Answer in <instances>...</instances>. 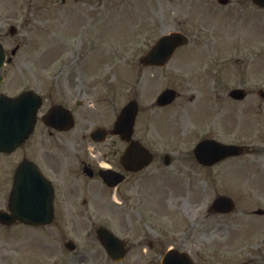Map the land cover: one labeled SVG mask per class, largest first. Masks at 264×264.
Wrapping results in <instances>:
<instances>
[{
    "label": "rangeland",
    "instance_id": "rangeland-1",
    "mask_svg": "<svg viewBox=\"0 0 264 264\" xmlns=\"http://www.w3.org/2000/svg\"><path fill=\"white\" fill-rule=\"evenodd\" d=\"M175 3L172 15V8L164 0H0V22L4 17L28 18L19 36L27 41L16 57L17 64L9 69L5 88L17 92L40 86L42 94L47 95L50 89L70 86L68 83L83 85L87 94L81 97L84 104L80 111L84 114L82 128L87 131L97 125L112 126L121 108L138 98V135L148 144L153 142L158 152L171 153L174 158L172 168L162 172L171 175L173 186L176 180L199 187L195 205L191 197L188 208H196L202 201L208 204L223 193L235 200L236 211L204 218L203 205L199 213L191 215L199 220L192 222L182 208L184 199L191 196L186 189L179 195L173 187L178 195L173 203V196L165 199L167 191L163 190V197L153 194V199L145 191L144 197L147 194L149 199L144 206L165 212L163 226H169V236L165 237L157 219L147 227L138 219L137 213L145 212L143 206L139 211L133 203L112 197L101 184L81 176V194L73 199L76 211L81 212L79 224L67 223L59 232L58 227L65 226L63 212L59 211L56 225L47 227L51 232L49 245L16 231L23 226L7 228L0 224V264H161L155 252L139 254L136 249L124 261L113 263L95 237L94 230L100 224L130 239L132 229L134 242L142 241L143 231L150 227L163 238L164 246L159 248L174 245L191 251L197 264H264V216L252 215L257 209L264 210V104L263 111L253 110L255 93L237 103L228 98L227 92L242 82L255 91L264 87V64L257 65L261 59L253 60L246 74L237 71V64L233 66L235 75L227 74V82L219 77L214 83V76H207V72L213 75L214 66L230 52L235 60L248 57L245 43L252 51L259 49L264 57V10H258L250 0H231L228 6L216 0ZM29 18L33 19L31 24ZM256 26L260 28L257 41L252 36ZM173 30L187 33L190 44L177 51L164 68L141 67L139 57L159 36ZM94 40L96 47L92 48ZM166 87L176 88L180 97L169 107H153L156 96ZM204 136L224 142L237 139L257 150L208 170L192 168L193 148ZM108 146L112 147L105 144L98 148L107 152ZM122 147L117 145L118 153ZM16 161L0 159V209L6 208L5 185ZM73 185L72 190L75 181ZM175 216L181 219L178 224ZM202 228L207 232H201ZM67 238L78 244L77 252L63 248ZM30 245L38 248L36 255L28 252Z\"/></svg>",
    "mask_w": 264,
    "mask_h": 264
},
{
    "label": "flooded vegetation",
    "instance_id": "flooded-vegetation-1",
    "mask_svg": "<svg viewBox=\"0 0 264 264\" xmlns=\"http://www.w3.org/2000/svg\"><path fill=\"white\" fill-rule=\"evenodd\" d=\"M16 35L17 30L15 31L14 36L5 35L2 36V39L5 47L10 48V51H16L17 55L19 49L22 46H25V42L23 38H18L19 35ZM11 45H16V48L14 49L13 47H10ZM7 58L8 61L6 66L9 67L11 64L15 63L13 59L10 60V57L7 56ZM3 74L7 79L9 76L8 70L6 69ZM3 84L1 85L0 90L2 92H6V90L3 88ZM80 88L81 87L70 86L66 87L65 89H50L49 97L46 98L49 104L48 110L53 106L60 105V107H63L65 110H70L74 116L76 107L79 105L77 95L84 93L83 88ZM66 113L68 112L66 111ZM42 116L43 114L41 113L36 130L32 135L36 136L35 141L31 142L30 140L27 144L17 149L13 153H0V159L16 158V167L21 163V161L25 159H30L31 161L33 160L38 164L39 168L44 172V174L51 180L55 193V212H58V210L63 212V223L65 226L63 227V225H60L58 227L59 232L64 231L67 223H70L71 225L75 223L78 225L80 222V220L78 221V218L80 217L81 212L76 211V206L73 204V199L77 198L76 195L79 196L81 194L82 184L81 182L76 183L74 190H72L73 184H71V177L74 178V168L77 169V166L79 169L83 170L84 165H87L91 174H93V177L89 180L98 183L102 181L101 177L98 175V172L100 167H105V163L108 164L106 168L124 173L125 179L116 187V193L124 196L126 204L133 203L135 205L137 202L145 200L142 205H146V201L149 199V196L146 194V197H144L145 191H148L151 194L150 199L154 198L152 196L153 194L155 196L162 195L161 197H163V190L167 191L168 193L166 194L165 199L167 198L169 201L170 196H173L172 203L174 202L175 196H178L176 193H174L173 187H176L171 183V175L162 172L164 169L163 164L166 165L167 162L174 161V158L156 157L155 162L149 167L145 168V170L150 169V171L144 173L145 175L142 176V173L140 172L125 171L123 167L115 161V155L117 151H114L113 149L117 145V141H113L114 145L112 146V150L109 151V153L105 155L100 154L97 156V158L85 161L83 159V147L86 144L85 142L88 143L87 140L89 139L85 134L82 133V125L80 124L81 120L77 124V118L74 116L75 125L72 128H67L64 124H61L58 128H55L51 125L45 124L42 121ZM15 165L13 163L11 168L15 167ZM171 166L172 165L167 166V168H172ZM191 166L192 168H195L194 165ZM186 174L188 176V173ZM12 176L13 174L10 173V177L7 179L5 188L11 185V181L13 179ZM67 176L70 177L67 178ZM173 184H176L175 180L173 181ZM181 188L182 192L186 189V194L193 192V195H195L199 192V187L194 183L191 184V182L185 183ZM1 190H3V187ZM8 190L9 188H7V191ZM204 192L205 187H203V189L200 191L199 202L202 201ZM190 199L191 196L184 199L183 206L185 208L188 207V202ZM191 203L195 205L194 201H191ZM144 210L149 215L150 213L156 215L158 220L164 218L165 212L161 208H155L151 210L144 206ZM73 212H75V216L73 215ZM154 215H150L152 217L151 219L154 218ZM47 227L51 226H40L34 228L40 230V233L36 235L37 239L48 244L47 241L50 238L51 232L48 231Z\"/></svg>",
    "mask_w": 264,
    "mask_h": 264
},
{
    "label": "water",
    "instance_id": "water-1",
    "mask_svg": "<svg viewBox=\"0 0 264 264\" xmlns=\"http://www.w3.org/2000/svg\"><path fill=\"white\" fill-rule=\"evenodd\" d=\"M259 4H264V0H255ZM171 39L164 38L158 46H156L148 56L143 60L161 63L166 58V44ZM173 44V43H172ZM3 61V53L0 47V66ZM163 63V62H162ZM175 92L166 90L159 98L160 104L171 102L174 98ZM37 99L31 95L24 94L17 98H7L0 96V150L14 149L21 143L28 135L29 128L34 123V116L37 109ZM136 113L135 103L129 104L122 112L117 123V130L121 129L122 134L127 135L131 133L134 114ZM236 148L230 146H223L214 141H204L198 145L196 154L199 159L208 162L209 164L237 152ZM142 149L133 144L131 152ZM127 157V155H126ZM34 170L22 166L16 175V184L14 191L11 194L10 208L11 213L0 212V220L5 223H12L15 220H21L26 223H42L48 222L52 219V212L46 211L48 206V195L43 193L34 194L28 190L30 188L26 175L33 173ZM46 186V185H44ZM43 194L45 196H43ZM52 198V195H50ZM34 206V207H32ZM32 207V208H31ZM50 207V206H49ZM215 207H219L225 212L231 211L234 207L232 200L228 197L221 196L215 202ZM98 238L106 248L108 254L115 260L120 261L125 256V249L123 241L116 238L110 231L104 227L97 230ZM163 264H194L187 254L179 253L178 251H170L163 259Z\"/></svg>",
    "mask_w": 264,
    "mask_h": 264
}]
</instances>
